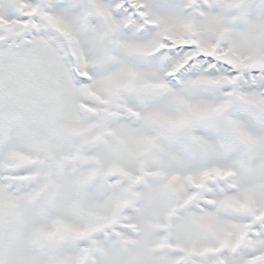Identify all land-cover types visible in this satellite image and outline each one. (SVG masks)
I'll use <instances>...</instances> for the list:
<instances>
[{
  "label": "rangeland",
  "instance_id": "1",
  "mask_svg": "<svg viewBox=\"0 0 264 264\" xmlns=\"http://www.w3.org/2000/svg\"><path fill=\"white\" fill-rule=\"evenodd\" d=\"M119 2L0 0V264H264V0Z\"/></svg>",
  "mask_w": 264,
  "mask_h": 264
},
{
  "label": "flooded vegetation",
  "instance_id": "2",
  "mask_svg": "<svg viewBox=\"0 0 264 264\" xmlns=\"http://www.w3.org/2000/svg\"><path fill=\"white\" fill-rule=\"evenodd\" d=\"M16 107H18L19 108V110L21 111V113H22V115H21V118L18 120V121H16V122H12V121H8V120H6V122L3 124V125H1L0 127H6L7 125H8V127H10V126H15V124H18L20 121L21 122H25V125H29V126H31L28 130H26L25 129V127H24V130L25 131H22L24 134H27V133H32V134H34V132H33V129H32V125H31V123L34 121V115L32 114V116L30 115V114H28V112H27V110H24L23 108H20L18 105H16ZM24 118H29L28 119V121H30V122H26L25 120H24ZM33 118V119H32ZM13 132H19V131H21V130H16V129H14V130H12ZM34 138V137H33ZM32 144H33V140H32ZM34 145V144H33ZM95 145L96 146H98V143H95ZM76 164H78V166L80 167V168H82V167H86L87 166V164L86 163H80V162H76ZM68 165V164H67ZM94 167V166H93ZM84 168H82V169H84ZM93 170V169H92ZM49 178V177H48ZM47 179V178H46ZM48 180V179H47Z\"/></svg>",
  "mask_w": 264,
  "mask_h": 264
},
{
  "label": "water",
  "instance_id": "3",
  "mask_svg": "<svg viewBox=\"0 0 264 264\" xmlns=\"http://www.w3.org/2000/svg\"><path fill=\"white\" fill-rule=\"evenodd\" d=\"M19 116H20L19 111H17L15 108H10L6 115L4 113H0V123H3L6 119V117H9V119H11V120H17L19 118ZM41 117L43 119H47L43 114H41ZM80 152H81V150L78 149L77 150V156L78 157L80 155ZM47 174H48V172H47ZM224 251H226V250H222L221 252H224Z\"/></svg>",
  "mask_w": 264,
  "mask_h": 264
},
{
  "label": "bare ground",
  "instance_id": "4",
  "mask_svg": "<svg viewBox=\"0 0 264 264\" xmlns=\"http://www.w3.org/2000/svg\"><path fill=\"white\" fill-rule=\"evenodd\" d=\"M90 82H91V80H90ZM90 82H89V83H90ZM80 86H81V85H80ZM178 89H179V88H178ZM46 118H47V119H45V120H46V122H47V121H48V117H46ZM45 120H43V121H45ZM8 184H9V182H8Z\"/></svg>",
  "mask_w": 264,
  "mask_h": 264
}]
</instances>
